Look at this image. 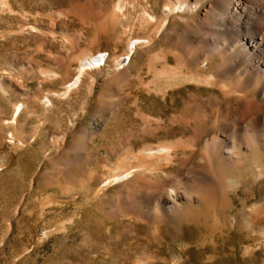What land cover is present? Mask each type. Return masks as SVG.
<instances>
[{
  "label": "rangeland",
  "instance_id": "rangeland-1",
  "mask_svg": "<svg viewBox=\"0 0 264 264\" xmlns=\"http://www.w3.org/2000/svg\"><path fill=\"white\" fill-rule=\"evenodd\" d=\"M214 1L0 0V264H264V86L196 58Z\"/></svg>",
  "mask_w": 264,
  "mask_h": 264
},
{
  "label": "bare ground",
  "instance_id": "bare-ground-1",
  "mask_svg": "<svg viewBox=\"0 0 264 264\" xmlns=\"http://www.w3.org/2000/svg\"><path fill=\"white\" fill-rule=\"evenodd\" d=\"M184 5L185 9L193 7L192 4H184L182 0H179L178 6ZM166 10L171 12L170 6ZM206 15L209 19H203L197 25L199 29L196 33L204 38L205 45L198 52L196 58L200 59L204 55L212 54L215 50L224 47L234 54H232L230 62L225 60L221 65V70L215 73V78L228 75L241 65L246 64L245 71H247L249 79L245 81L258 79L264 86V0H216L209 5ZM211 19L214 22H211ZM193 21L187 20V26L194 25ZM209 38L211 42L208 41ZM140 40V38L135 39L129 50L134 49ZM126 57H122V62L126 61ZM127 59L130 60L129 57ZM102 60H106L103 54L84 61L76 81L86 70L85 67L97 66ZM235 98L239 99L240 97L236 96ZM261 102L264 103V99H261Z\"/></svg>",
  "mask_w": 264,
  "mask_h": 264
}]
</instances>
